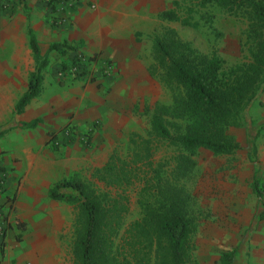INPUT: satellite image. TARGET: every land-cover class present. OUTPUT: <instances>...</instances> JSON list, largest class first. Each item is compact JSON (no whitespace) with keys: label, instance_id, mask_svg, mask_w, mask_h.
<instances>
[{"label":"trees","instance_id":"1","mask_svg":"<svg viewBox=\"0 0 264 264\" xmlns=\"http://www.w3.org/2000/svg\"><path fill=\"white\" fill-rule=\"evenodd\" d=\"M186 1L188 6L182 14L177 11L178 1L173 0L172 8L160 11L157 19L196 28L198 22L191 15L193 8L206 5L241 17L246 21L244 36L249 61L223 67L214 52L209 55L197 52L174 28L161 25L154 29L148 73L157 76L169 91L171 102L154 103L150 108L149 134L177 150L172 157L170 177L161 175V165L153 167L149 140L133 133L126 156L112 152L94 169L92 177L106 187L121 190L136 181L141 184L137 195L140 216L129 223L116 248L114 237L127 211L125 197L96 193L76 175L53 183L47 190L48 197L72 205L75 211L71 242L73 264H148L151 254L154 264L190 262L193 222L187 214L186 194L178 182L192 170L191 156L197 148L214 154H230L239 147L227 129L239 127L242 111L264 89V0ZM47 4L53 8L56 1L47 0ZM199 17L204 23L211 22L209 14L201 13ZM27 33L36 66L29 73L26 90L14 105L15 114L21 113L40 92V72L46 63L31 31ZM48 49L63 55L76 47L62 41L50 44ZM72 59L77 60L76 55ZM64 67L67 66L62 63L61 68ZM178 121H186V125L182 127ZM39 122V118H33L20 123L19 128H33ZM66 126L48 132L45 144L51 151L62 153L57 133ZM90 137L87 133V139L82 142L84 146L89 145ZM72 141L73 137H68L63 146ZM262 187L257 179H252L251 189L258 198L264 193ZM235 252L234 248L222 252L219 264H235Z\"/></svg>","mask_w":264,"mask_h":264},{"label":"crops","instance_id":"2","mask_svg":"<svg viewBox=\"0 0 264 264\" xmlns=\"http://www.w3.org/2000/svg\"><path fill=\"white\" fill-rule=\"evenodd\" d=\"M55 1L50 8L46 0H11L9 8L0 11V165L7 175L0 186V264L72 263L75 211L72 205L47 195L53 183L68 178L69 164L66 154L57 152V156L45 144L47 134L67 123L83 129L92 109L104 116L111 100L127 99L122 95L139 91L132 81L147 79L145 62L140 57L146 45L135 46L133 41L136 35L152 31L157 14L164 9L163 0ZM28 30L46 63L40 72V92L15 114L14 105L36 66ZM62 41L76 50L61 55L48 49L50 44ZM76 53L83 57L96 55L111 66L108 75L99 74L95 90L89 83L81 88L80 80L65 85L57 76L61 64L68 67ZM90 93L96 94L99 101L90 102ZM259 98L264 103V89ZM33 118L40 119L35 127L19 128L20 123ZM255 125L259 129L251 137V150H243L244 156H254L256 165L245 191L252 201L245 204V210L252 213L251 207L257 208L246 253L248 264H264V193L258 198L251 189L253 178L264 188V121H255ZM233 248L238 254L240 249Z\"/></svg>","mask_w":264,"mask_h":264},{"label":"rangeland","instance_id":"3","mask_svg":"<svg viewBox=\"0 0 264 264\" xmlns=\"http://www.w3.org/2000/svg\"><path fill=\"white\" fill-rule=\"evenodd\" d=\"M171 1L173 0H163L164 9L162 10L172 8ZM177 1L180 5L177 11L182 14L188 6L187 1ZM201 13L209 14L211 22L204 23L199 17ZM191 15L192 19L198 22L196 28L181 25L178 22L165 23L157 20L148 34L136 35L133 44L146 45L140 57L145 62L147 79L137 78L132 81V86L139 91L123 94L122 96L126 95L127 99L111 100L104 116L96 114L92 109L91 117L86 119L88 122L85 128H78L77 125L67 123L61 131L67 132L65 136L62 137L61 132L57 133L59 137L57 140L63 149L62 154H66L64 158L69 164L68 177L76 175L82 182L89 184L96 193H105L110 197L122 194L126 199L127 211L114 237V248L119 244L129 223L140 216L137 195L141 184L136 181L121 190L106 187L92 177V172L100 167L112 152L120 157L126 156L130 149L128 141L132 133L149 140L152 165L154 168L161 165L163 177H170L172 157L177 153L174 147L149 134L150 108L154 103L169 104L171 102L169 91L158 81L157 76L148 73L151 64L150 42L154 29H159L161 25L174 28L180 38L197 52L205 55L214 52L222 60L223 67L249 61L244 36L246 21L243 18L232 16L214 5H206L203 8L194 7ZM91 56L84 57L82 75L63 79V84L69 85L80 80L83 82L81 88L85 83H89L93 89L97 88L99 74L103 76L106 74L101 72L100 62L102 61L94 60ZM63 69L60 66L57 71ZM261 92L242 111L240 117L242 124L237 128L227 129L228 134L239 140L237 141L240 144L238 149L230 154H214L209 150L197 148L191 156L194 161L192 170L178 182L186 194L187 214L193 222L189 264H219L220 254L233 247L240 249L236 254V263H249L246 242L252 237L257 208L255 209V205L252 204V213L245 210V204L252 203L245 191L252 178L251 170L256 165L253 163L254 156H244L243 150L244 148L249 152L251 150L252 139L259 129L255 121H264V103L259 98ZM90 96V102L93 103L96 94L90 93ZM96 100L99 101V98ZM86 101L85 99L84 103ZM118 103H120L119 108H116L114 105L118 106ZM178 123L182 127L186 125V121H178ZM87 133H90L91 137L89 145L84 146L82 142L87 139ZM68 137H73L74 141L64 147L63 144ZM243 138L244 144H242ZM134 139L138 140V137ZM46 150L50 151L48 147ZM54 153L57 155V152ZM0 171L4 172L1 165ZM6 176L5 174L4 180ZM14 194L15 192L11 193L13 199L16 197ZM239 208L242 211H239ZM11 222L14 224L12 219ZM69 264L73 263L69 261ZM148 264H154L153 254Z\"/></svg>","mask_w":264,"mask_h":264},{"label":"built area","instance_id":"4","mask_svg":"<svg viewBox=\"0 0 264 264\" xmlns=\"http://www.w3.org/2000/svg\"><path fill=\"white\" fill-rule=\"evenodd\" d=\"M47 1V0H46ZM11 2V0H0V11L9 8V3ZM77 57V60H73V62L69 64V66L66 69L60 70L57 72V75L60 79H71L73 77H78L80 75H82L83 71V64H84V57L78 53L75 54ZM94 60H97L96 55H92L91 56ZM101 65V72L102 74H106L108 75L111 72V66L106 63V61H102L100 62ZM67 132L64 131L61 132V136L64 137L65 134ZM59 138V137H58ZM57 138V139H58ZM57 142L59 143V141L57 140ZM4 176H5V172H1L0 171V185L3 184L4 182ZM3 233L2 227H0V237Z\"/></svg>","mask_w":264,"mask_h":264}]
</instances>
